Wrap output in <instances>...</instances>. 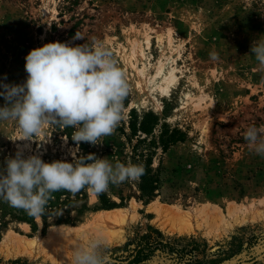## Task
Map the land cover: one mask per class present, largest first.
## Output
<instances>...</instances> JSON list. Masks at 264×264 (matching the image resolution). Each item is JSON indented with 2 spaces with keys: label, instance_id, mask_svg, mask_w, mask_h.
<instances>
[{
  "label": "rangeland",
  "instance_id": "1",
  "mask_svg": "<svg viewBox=\"0 0 264 264\" xmlns=\"http://www.w3.org/2000/svg\"><path fill=\"white\" fill-rule=\"evenodd\" d=\"M77 31L85 39L74 40ZM260 36L264 0H0V81L22 84L29 51L56 41L71 46L101 41L125 72L130 92L124 118L112 135L102 138L103 144L87 143L91 153L135 164L134 109L140 118L153 111L161 124L187 133L184 141L155 155L152 169L159 183L151 197L142 195L141 179L109 186L105 193L117 204L113 208L132 212L123 223L86 230L79 247L102 239L105 264H127L135 248L148 242L154 250L148 264H228L264 244V157L244 140L248 126L264 125V70L250 55ZM169 75L172 81L166 79ZM4 103L0 97V106ZM19 136L16 122H0V166L18 148L25 157L42 154L45 162L86 155L57 124L46 125L33 141ZM152 202L193 213L192 229H162L149 207ZM204 207L212 213L205 220ZM70 208V222H60L58 213L36 219V228L8 215L0 224V241L10 231L43 236L57 225H80L113 209L87 188L86 197ZM109 229L120 232L121 239L112 241ZM75 247L60 243L54 251L73 253ZM45 257L0 252V264H53ZM251 264H264V257Z\"/></svg>",
  "mask_w": 264,
  "mask_h": 264
},
{
  "label": "clouds",
  "instance_id": "2",
  "mask_svg": "<svg viewBox=\"0 0 264 264\" xmlns=\"http://www.w3.org/2000/svg\"><path fill=\"white\" fill-rule=\"evenodd\" d=\"M74 40L85 39L76 32ZM250 55L264 70V36L253 41ZM212 58L216 56L213 54ZM27 78L22 84L0 81V122L17 123L18 140L33 141L46 125L72 127L71 139L79 145L103 144L124 118V101L130 92L125 72L107 46L93 39L91 44L71 46L49 42L29 51L25 57ZM7 79L5 75L4 80ZM244 140L250 150L264 157V125L248 126ZM143 164L115 163L95 153L45 162L42 154L5 158L0 166V200L40 220L47 214L53 194H76L87 190L99 195L109 186L136 181L144 174ZM106 251L100 238L73 250L71 264H105Z\"/></svg>",
  "mask_w": 264,
  "mask_h": 264
},
{
  "label": "trees",
  "instance_id": "3",
  "mask_svg": "<svg viewBox=\"0 0 264 264\" xmlns=\"http://www.w3.org/2000/svg\"><path fill=\"white\" fill-rule=\"evenodd\" d=\"M159 115L153 111H148L140 115L135 109L131 115L130 128L132 135L136 138V142L133 146V158L135 164H143L145 168L144 174L140 177L141 183L140 188L142 190V195L149 198L151 197L158 187L159 177L153 172L152 164L154 162V157L157 155L158 150L162 149L167 152L169 148L180 142L184 141L187 137V133L182 129L171 128L167 123H162L160 121ZM161 124L159 132H157V127ZM60 130L66 131L72 136L74 128L72 127H61L57 124ZM81 147L85 149L86 155L91 153L87 143H81ZM85 155V154H83ZM61 158L52 159L46 162H51L53 160H59ZM69 162L71 160H68ZM54 199L49 201L47 206V214L44 218H49L50 216L59 215L60 222H70L71 221V206L77 203L79 200H83L86 197V188L81 190L76 194H72L67 191H59L53 194ZM104 206L108 208L116 207L117 204L111 202L106 195V193L100 194ZM83 209H86V205L79 210L80 214L83 213ZM11 216L15 219L24 220L32 223L34 227H37L36 219L29 217L23 210L16 209L9 206L8 203L0 200V224L3 222L6 216ZM149 238V237H147ZM142 243V242H141ZM154 250L152 249V244L149 242L146 244H139L134 253L131 255L133 257L127 264H148L147 260L151 257Z\"/></svg>",
  "mask_w": 264,
  "mask_h": 264
},
{
  "label": "bare ground",
  "instance_id": "4",
  "mask_svg": "<svg viewBox=\"0 0 264 264\" xmlns=\"http://www.w3.org/2000/svg\"><path fill=\"white\" fill-rule=\"evenodd\" d=\"M172 74L173 72H171L170 75L172 76ZM170 75L166 76V79L172 81L169 78L171 77ZM163 90L166 91V88L164 87ZM149 207L151 210L155 211L158 215L156 222L159 223V226L162 229L166 230L167 232L185 233V232H189L192 229L191 222L193 219L192 216L194 215L190 211L183 212L182 210L176 207H170V205L169 206L161 205L158 204V202H152L151 204H149ZM235 209L233 210L235 211ZM130 210L127 207H118L109 210H101L100 212H97V214L92 215L90 219H88L86 222H83L80 225H69V224L57 225V227L51 228L49 232L43 236L35 235L33 237H29V236L19 235L18 233L10 231L0 241V252L6 257L28 255L29 257L37 258L39 254L40 255L42 254L43 256H46L45 257L46 259L51 260L53 264H63L65 261L68 264H71V258L73 253L68 252L64 248L65 250L64 251L62 250L63 252L57 254L56 251H54L55 245L63 243L66 245H73V247L78 246V243L84 239L86 230L90 228H94L93 226L95 227H98L99 225L101 226L102 223H107L110 221L123 223L125 222V220L128 219L130 212H132ZM202 212H204L203 218L205 217V215L208 217V215L212 214L210 213V210L207 207H204L202 209ZM134 213L135 211L133 212V214ZM132 217L135 216L132 215ZM207 217L204 218L203 220L208 219ZM211 217L213 216L211 215ZM109 230L110 232H108L107 236L110 237L112 241L115 242L118 241L119 238L121 239L122 234L120 232H116L115 229H109ZM74 249H76V247ZM37 264H43V263L37 262Z\"/></svg>",
  "mask_w": 264,
  "mask_h": 264
},
{
  "label": "water",
  "instance_id": "5",
  "mask_svg": "<svg viewBox=\"0 0 264 264\" xmlns=\"http://www.w3.org/2000/svg\"><path fill=\"white\" fill-rule=\"evenodd\" d=\"M262 257H264V244H259L245 251L243 255L233 258L228 264H251Z\"/></svg>",
  "mask_w": 264,
  "mask_h": 264
}]
</instances>
